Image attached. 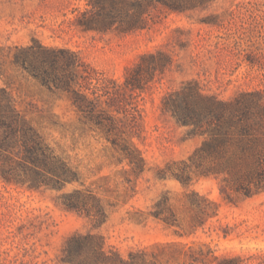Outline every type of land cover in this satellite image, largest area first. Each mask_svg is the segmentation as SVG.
I'll list each match as a JSON object with an SVG mask.
<instances>
[{"label":"rangeland","instance_id":"374dc122","mask_svg":"<svg viewBox=\"0 0 264 264\" xmlns=\"http://www.w3.org/2000/svg\"><path fill=\"white\" fill-rule=\"evenodd\" d=\"M93 1L0 0V88L10 91L55 151L81 172L85 186L107 189L106 196L118 204L108 220L94 228L89 217L59 201L63 192L83 187L80 182L63 189H36L0 175V264H64L62 249L75 231L100 233L107 246L126 256L131 249L181 240L209 243L219 255H241L243 264H264V192L228 203L221 196V178H195L189 188L221 200L222 207L218 217L191 236L177 235L153 217L144 222L130 219L137 208H152L163 191L183 194L187 187L180 180L161 179L157 170L169 161L187 159L204 139L163 109L164 95L188 80L225 100L264 90V0H199L182 11L152 0L143 9L144 27L130 30L121 23L134 22L138 0H114L122 3V10L113 15L115 24L107 31L84 29L79 23L108 17ZM103 2L111 7L108 0ZM34 40L69 49L97 71L95 76L120 82L144 53L162 49L172 55L171 67L138 96L140 136L133 140L148 160V170L138 179L130 174L133 181H126L123 170L129 165L116 163L110 141L89 128L66 92L16 63L21 53L16 46L36 44Z\"/></svg>","mask_w":264,"mask_h":264},{"label":"trees","instance_id":"16d2710c","mask_svg":"<svg viewBox=\"0 0 264 264\" xmlns=\"http://www.w3.org/2000/svg\"><path fill=\"white\" fill-rule=\"evenodd\" d=\"M95 0L98 12L108 15L103 22L79 20L84 29H113L114 14L121 12L120 2ZM127 2V0H122ZM152 0H138L134 22H122L125 30L144 27V7ZM173 10L192 8L199 0H163ZM89 9H87L88 11ZM101 23V24H100ZM36 44L16 46V63L23 65L44 84L66 92L89 128L105 137L114 149L116 163L129 165L138 179L148 170V160L134 142L140 136L142 110L138 96L173 63L162 49L144 53L127 67L125 80L95 76L96 70L75 52ZM24 52V53H23ZM67 54V56H64ZM163 109L171 112L180 124L192 126L204 136L187 159L172 160L157 170L161 179L177 178L187 189L182 195L166 190L148 211L137 208L130 219L137 222L153 217L174 229L180 236H191L220 215L222 201L197 189L189 188L195 178L215 176L222 179L223 201L240 202L264 192V90L241 92L225 100L205 93L196 80H188L180 89L162 98ZM0 175L7 182L63 189L80 182L60 195V203L70 211L89 217L94 228L102 226L109 211L118 202L106 195L107 189L85 186L81 172L58 154L27 114L18 108L7 88H0ZM133 188V187H132ZM226 230L225 236L228 235ZM60 258L64 264H243L238 254L219 255L209 243L181 240L158 242L131 249L124 255L115 246H107L104 235L89 231L71 233Z\"/></svg>","mask_w":264,"mask_h":264}]
</instances>
